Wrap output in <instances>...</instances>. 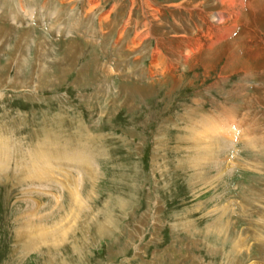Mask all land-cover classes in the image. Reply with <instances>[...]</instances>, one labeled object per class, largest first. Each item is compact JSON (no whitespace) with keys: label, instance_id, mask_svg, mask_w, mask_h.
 <instances>
[{"label":"rangeland","instance_id":"rangeland-1","mask_svg":"<svg viewBox=\"0 0 264 264\" xmlns=\"http://www.w3.org/2000/svg\"><path fill=\"white\" fill-rule=\"evenodd\" d=\"M219 10L0 0V264H264V0Z\"/></svg>","mask_w":264,"mask_h":264},{"label":"bare ground","instance_id":"bare-ground-1","mask_svg":"<svg viewBox=\"0 0 264 264\" xmlns=\"http://www.w3.org/2000/svg\"><path fill=\"white\" fill-rule=\"evenodd\" d=\"M215 1L221 7H223V10L217 11V14L215 16L214 15L212 16V14L209 15V14L206 13V17H209V18H212L213 20H215V22H217V25L219 24V26H220V24L221 25H224L226 23V21H227V19L225 18L224 15H227V14H229L230 16L233 15V16H235L234 19H236V16L238 15V13H240V11L243 8H246L247 7V4H248V0H215ZM203 4H204V1H200L197 7L199 9H201V7L204 6ZM202 12H206V10L201 9V12H200L201 18L206 19L205 16H204V14ZM232 20H231V22H232ZM210 24H212V23H210ZM215 44H216V42H211L210 45H209V47L215 46Z\"/></svg>","mask_w":264,"mask_h":264}]
</instances>
